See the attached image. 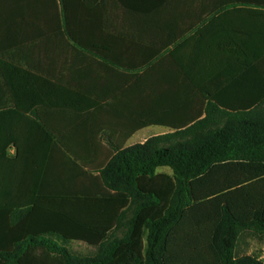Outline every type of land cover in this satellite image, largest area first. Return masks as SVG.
<instances>
[{
  "label": "trees",
  "instance_id": "trees-1",
  "mask_svg": "<svg viewBox=\"0 0 264 264\" xmlns=\"http://www.w3.org/2000/svg\"><path fill=\"white\" fill-rule=\"evenodd\" d=\"M34 2L42 11L29 13V50L48 65L29 59L28 73L3 62L0 109L29 114L56 138L62 128L50 125L44 108L78 116L81 103H90L56 76L53 58L65 56L62 72L80 59L88 71L91 56L110 54L100 27L158 24L159 38L130 40L135 61L125 66L124 139L151 125L169 131L129 146L98 142L105 151L93 160L97 174L83 168L92 160L61 140L65 158L95 189L60 199L38 192L31 205L0 209V264H264L233 254L240 228L264 232V27L250 22L264 0ZM159 166L171 169V180L158 175L156 192L143 190L141 178ZM80 202H98L97 221L77 219ZM154 206L159 210L150 216ZM72 241L94 249L75 252Z\"/></svg>",
  "mask_w": 264,
  "mask_h": 264
},
{
  "label": "crops",
  "instance_id": "crops-1",
  "mask_svg": "<svg viewBox=\"0 0 264 264\" xmlns=\"http://www.w3.org/2000/svg\"><path fill=\"white\" fill-rule=\"evenodd\" d=\"M34 1L0 0V93L3 89V62L20 63L21 69L28 73L29 59L34 60L42 69L48 65L42 58H34L29 50V13L42 11ZM254 10H257L253 12L256 17L251 18L250 22L253 26L264 27V8ZM100 29L106 37L110 54L91 56L89 66L87 64L88 71L80 59L74 62L70 69L62 72L65 56L58 54L53 58L59 70L56 76L62 79L67 87L72 89L76 86L78 90L88 94L90 103H81V113L78 116H71L65 109L44 108V111L51 113L50 125L62 128L57 136L60 140L50 135L42 124L29 114L12 107L0 109V209L31 205L38 192H52L60 199L58 196L66 192H92L95 189L94 182L65 158L64 154L70 153L59 144L61 140L72 143L76 154H83L88 160H92L91 167L83 168L88 173L97 174V164L93 160L96 157L99 159L100 154L105 151L102 146H98V142L106 146L109 142L125 140V146H129L143 143L152 135L169 131L167 127L151 125L133 131L124 139L130 130L123 122V116L128 109L124 95L127 93L131 73L125 66L135 61L129 55L132 47L130 40L139 37L146 42L155 36L159 38L156 33L160 29L159 25L106 23L105 27ZM178 29L185 27L179 26ZM24 35L26 39L22 43L20 40H23ZM190 35L192 33L187 34V37ZM103 53H107L106 49ZM7 73L16 77L14 69H9ZM27 87L28 84L25 88ZM91 100L100 102L91 103ZM115 117L122 119L118 121ZM74 126L88 127V130L84 129L81 133H69L65 130ZM162 167L164 166L157 167L153 176L141 178L143 190L156 192V185L159 184L157 178L162 179L158 176L163 173ZM55 206L61 209L71 208L70 204L61 202ZM76 209L75 213L80 221H97L99 218L98 202H80ZM157 210L159 206H154L149 215H156Z\"/></svg>",
  "mask_w": 264,
  "mask_h": 264
},
{
  "label": "rangeland",
  "instance_id": "rangeland-1",
  "mask_svg": "<svg viewBox=\"0 0 264 264\" xmlns=\"http://www.w3.org/2000/svg\"><path fill=\"white\" fill-rule=\"evenodd\" d=\"M153 132L155 133L154 130ZM161 170L163 173L159 175H162L167 180H171V169L167 166H164ZM157 180L160 183L161 178H157ZM68 246L71 250L81 253H89L93 250V248H91L89 245L79 241H72ZM233 254L237 256L251 254L264 261V232L256 229L255 227L240 228L233 249Z\"/></svg>",
  "mask_w": 264,
  "mask_h": 264
}]
</instances>
